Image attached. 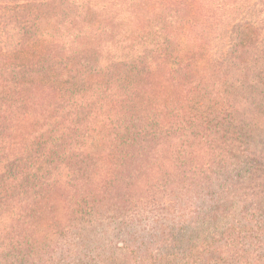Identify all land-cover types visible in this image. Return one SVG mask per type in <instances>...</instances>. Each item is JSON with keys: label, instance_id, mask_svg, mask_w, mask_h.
I'll use <instances>...</instances> for the list:
<instances>
[{"label": "trees", "instance_id": "trees-1", "mask_svg": "<svg viewBox=\"0 0 264 264\" xmlns=\"http://www.w3.org/2000/svg\"><path fill=\"white\" fill-rule=\"evenodd\" d=\"M0 264H264V0H0Z\"/></svg>", "mask_w": 264, "mask_h": 264}]
</instances>
